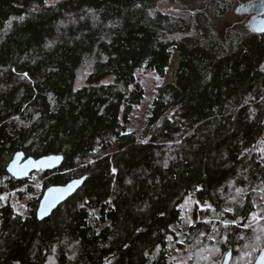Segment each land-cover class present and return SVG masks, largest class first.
I'll return each mask as SVG.
<instances>
[{"label": "trees", "instance_id": "obj_1", "mask_svg": "<svg viewBox=\"0 0 264 264\" xmlns=\"http://www.w3.org/2000/svg\"><path fill=\"white\" fill-rule=\"evenodd\" d=\"M165 1L180 0H0V198L34 193L32 175L17 180L8 171L16 152L63 156L40 172L43 191L28 216L0 204V264H170V237L187 226L189 197L195 220L209 215L222 225V250L254 241L256 187H264V32L226 17L255 0H203L175 14L160 9ZM173 50L197 77L182 88L156 86L139 132L131 117L146 93L136 74L163 79ZM206 86L216 94L193 166L170 194L157 167L182 151L188 109L199 103L193 93ZM84 176L51 217L37 218L47 187ZM204 226L188 225L187 241ZM211 232L201 242L212 243Z\"/></svg>", "mask_w": 264, "mask_h": 264}, {"label": "rangeland", "instance_id": "obj_2", "mask_svg": "<svg viewBox=\"0 0 264 264\" xmlns=\"http://www.w3.org/2000/svg\"><path fill=\"white\" fill-rule=\"evenodd\" d=\"M202 1L203 0H180L178 3L165 1L162 2L159 7L163 12L175 14L182 10V6L194 9L200 6ZM240 6L241 4L237 6L235 11L231 12L226 17V22L236 24L240 26V28H248V23L251 21V18L248 16L249 14L239 13L238 9ZM223 64L224 62H222L216 70V77L214 78V82L216 83L219 82V75ZM136 76L141 80L146 93L145 100L136 108L131 117V127L140 132L149 112L156 86L173 83L182 88L187 82L197 77V72L194 64L181 62L178 53L173 50L171 66L167 69L163 79L159 78L151 71H141L138 72ZM215 94L216 89L211 86L198 89L193 93V98L198 99L199 103L196 108L188 109V131L185 138L181 141L182 151L178 153V157L170 162L167 167H157V173L170 194H174L179 188L180 183L189 178L203 131L202 121L213 105ZM151 153L153 154L152 151ZM28 183V185L34 188L33 194L21 199L16 191H13L9 195L5 194L2 196L0 198V200H2L0 204H7L9 202L14 206L17 213L24 217L28 216L30 212L28 203L33 197H38L42 193L44 179L40 175V172H36L32 174ZM255 199L256 211L252 213L253 223L255 224L253 225L255 230L254 241L247 242L244 247H241L236 253L233 252V257L229 264H254L260 251L264 248V215L262 214V209L264 207V187L260 184L256 187ZM182 209L187 226L183 231H180L178 227L175 228L176 232L179 234L177 239L170 237L171 252L169 263L223 264L225 255L230 249L222 250L221 245L218 243L219 240L223 239L220 238L222 225H219V222L216 223V219L214 220L213 217L209 215H201L195 220V218H193L195 200L191 197L186 198L182 205ZM90 213L95 217H100L98 209H91ZM196 222H203L205 226L202 233L197 237V241L190 243L187 241L186 232L188 230V225L192 223L196 224ZM209 228L212 232L209 233L208 239H210L212 243L206 244L204 240L201 242V238L207 235L206 231L209 230ZM205 244L206 246H204Z\"/></svg>", "mask_w": 264, "mask_h": 264}, {"label": "water", "instance_id": "obj_3", "mask_svg": "<svg viewBox=\"0 0 264 264\" xmlns=\"http://www.w3.org/2000/svg\"><path fill=\"white\" fill-rule=\"evenodd\" d=\"M240 14L253 15L249 22V28L257 32H264V0H255L249 4H243L238 9ZM63 162V156L59 154L45 155L39 158L27 157L25 152L18 151L14 154L8 165V171L17 180L29 178L36 172L54 170ZM87 176L75 178L65 185H52L45 189L38 206L37 218L40 221L47 219L78 190L83 187ZM78 182V183H77ZM233 257V250L230 249L225 255L223 264H229ZM254 264H264V248L260 251Z\"/></svg>", "mask_w": 264, "mask_h": 264}, {"label": "flooded vegetation", "instance_id": "obj_4", "mask_svg": "<svg viewBox=\"0 0 264 264\" xmlns=\"http://www.w3.org/2000/svg\"><path fill=\"white\" fill-rule=\"evenodd\" d=\"M248 16H249L251 19H252V17H253V15H251V16L248 15ZM260 17H264V14H261ZM248 28H249V23H248Z\"/></svg>", "mask_w": 264, "mask_h": 264}, {"label": "snow or ice", "instance_id": "obj_5", "mask_svg": "<svg viewBox=\"0 0 264 264\" xmlns=\"http://www.w3.org/2000/svg\"><path fill=\"white\" fill-rule=\"evenodd\" d=\"M78 183V182H77Z\"/></svg>", "mask_w": 264, "mask_h": 264}]
</instances>
